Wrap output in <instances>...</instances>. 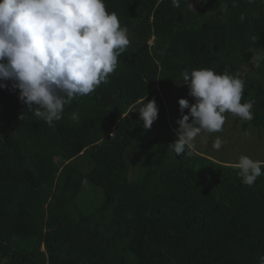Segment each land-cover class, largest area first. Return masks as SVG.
<instances>
[{
    "label": "trees",
    "instance_id": "1",
    "mask_svg": "<svg viewBox=\"0 0 264 264\" xmlns=\"http://www.w3.org/2000/svg\"><path fill=\"white\" fill-rule=\"evenodd\" d=\"M197 1L193 10L186 0H104L130 43L107 82L66 105L54 126L28 111L12 81L0 88V264L264 256V166L247 186L233 163L192 148L176 155L161 95L184 85L185 71L238 74L254 118L236 122L264 130V0ZM153 99L158 118L145 129L138 110ZM85 181L104 194L91 211L77 201Z\"/></svg>",
    "mask_w": 264,
    "mask_h": 264
},
{
    "label": "clouds",
    "instance_id": "2",
    "mask_svg": "<svg viewBox=\"0 0 264 264\" xmlns=\"http://www.w3.org/2000/svg\"><path fill=\"white\" fill-rule=\"evenodd\" d=\"M171 2L180 7V0ZM127 33L104 0H0V88L12 81L28 111L54 126L66 105L107 82L130 43ZM182 76L195 103L178 101L182 118L176 121L178 139L170 146L176 155L187 150L190 156L188 149L202 133L222 131L225 113L244 121L254 118L253 102L241 103L245 84L238 74L195 69ZM145 101L138 112L145 129H151L158 106L154 99ZM71 119L78 121L79 114ZM223 144L217 137L212 146L220 150ZM262 166L264 161L244 155L232 164L247 186L262 175ZM258 264H264V256Z\"/></svg>",
    "mask_w": 264,
    "mask_h": 264
},
{
    "label": "rangeland",
    "instance_id": "3",
    "mask_svg": "<svg viewBox=\"0 0 264 264\" xmlns=\"http://www.w3.org/2000/svg\"><path fill=\"white\" fill-rule=\"evenodd\" d=\"M186 1L193 10H197V0ZM152 41L149 44L152 45ZM245 73L248 74V71ZM161 95L165 99L169 124L176 132L179 127L176 121L182 118L178 101L187 99L191 105L195 103V99L189 95V88L186 85L165 89ZM188 111L185 110L184 114H188ZM225 117L222 131L202 133L197 136L193 142L192 150L200 155H208L219 162L235 163L242 155L253 160L264 161V130L251 126L247 131H244L242 125L236 122V115L225 113ZM217 137L224 141L220 150H216L212 146ZM103 199V191L85 181L77 201L85 210L91 211L99 206Z\"/></svg>",
    "mask_w": 264,
    "mask_h": 264
},
{
    "label": "water",
    "instance_id": "4",
    "mask_svg": "<svg viewBox=\"0 0 264 264\" xmlns=\"http://www.w3.org/2000/svg\"><path fill=\"white\" fill-rule=\"evenodd\" d=\"M263 120H264V115L262 116Z\"/></svg>",
    "mask_w": 264,
    "mask_h": 264
}]
</instances>
